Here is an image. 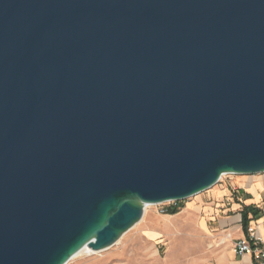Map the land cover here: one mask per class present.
Instances as JSON below:
<instances>
[{
  "label": "water",
  "instance_id": "obj_1",
  "mask_svg": "<svg viewBox=\"0 0 264 264\" xmlns=\"http://www.w3.org/2000/svg\"><path fill=\"white\" fill-rule=\"evenodd\" d=\"M261 174L264 0H0V264Z\"/></svg>",
  "mask_w": 264,
  "mask_h": 264
},
{
  "label": "rangeland",
  "instance_id": "obj_2",
  "mask_svg": "<svg viewBox=\"0 0 264 264\" xmlns=\"http://www.w3.org/2000/svg\"><path fill=\"white\" fill-rule=\"evenodd\" d=\"M263 179L264 175L224 176L212 190L219 185L230 186L240 181ZM212 190L184 202L149 206L141 222L115 246L81 255L68 264H218L214 241L221 230L217 223L205 218V214L184 213L188 203L207 196ZM212 203L213 200L205 199L206 206H212ZM178 206L182 208L179 214L166 215L169 209ZM256 213L264 215V209Z\"/></svg>",
  "mask_w": 264,
  "mask_h": 264
},
{
  "label": "crops",
  "instance_id": "obj_3",
  "mask_svg": "<svg viewBox=\"0 0 264 264\" xmlns=\"http://www.w3.org/2000/svg\"><path fill=\"white\" fill-rule=\"evenodd\" d=\"M206 198L213 200L212 206H206ZM250 206L257 211L264 209V179L240 181L230 186L219 185L207 196L204 195L188 203L184 208V213L205 214V218L217 223L221 230L214 241L218 264H255L251 254L239 257L234 249L236 240L249 239V229H252L261 239L263 242L261 247L264 246V215L250 213L248 232L243 230L242 213Z\"/></svg>",
  "mask_w": 264,
  "mask_h": 264
},
{
  "label": "built area",
  "instance_id": "obj_4",
  "mask_svg": "<svg viewBox=\"0 0 264 264\" xmlns=\"http://www.w3.org/2000/svg\"><path fill=\"white\" fill-rule=\"evenodd\" d=\"M249 234V239L235 241V253L239 257L251 254L255 264H264V246L261 247L263 242L252 229H249Z\"/></svg>",
  "mask_w": 264,
  "mask_h": 264
},
{
  "label": "trees",
  "instance_id": "obj_5",
  "mask_svg": "<svg viewBox=\"0 0 264 264\" xmlns=\"http://www.w3.org/2000/svg\"><path fill=\"white\" fill-rule=\"evenodd\" d=\"M181 211H182V208L178 206V207L169 209L167 211L166 215L175 216V215L179 214ZM252 212H254L257 215L256 212H258V211L250 206V207L246 208L242 213V226H243V230L246 233L248 232L249 214Z\"/></svg>",
  "mask_w": 264,
  "mask_h": 264
},
{
  "label": "bare ground",
  "instance_id": "obj_6",
  "mask_svg": "<svg viewBox=\"0 0 264 264\" xmlns=\"http://www.w3.org/2000/svg\"><path fill=\"white\" fill-rule=\"evenodd\" d=\"M149 207V206H148ZM148 207H146V210H145V212H147V209H148ZM204 226V225H203ZM205 228V227H204ZM208 232V231H207ZM205 247H203L202 249H204ZM202 249H199V251H201ZM205 250V249H204ZM93 253V250L91 249V248H89V247H85L82 251H80L74 258H77V257H79V256H81V255H88V254H92ZM73 258V259H74ZM72 259V260H73Z\"/></svg>",
  "mask_w": 264,
  "mask_h": 264
}]
</instances>
